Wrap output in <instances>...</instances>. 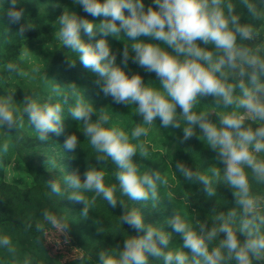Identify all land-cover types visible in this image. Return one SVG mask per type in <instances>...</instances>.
<instances>
[{"label": "clouds", "instance_id": "1", "mask_svg": "<svg viewBox=\"0 0 264 264\" xmlns=\"http://www.w3.org/2000/svg\"><path fill=\"white\" fill-rule=\"evenodd\" d=\"M7 2L8 23L19 24L24 9L17 10L18 0ZM72 2L88 16L103 19L94 24L65 9L57 19L59 44L75 53L82 66L97 76L96 84L104 97H110L115 104L134 106V114L142 118L129 135L119 127L108 126L111 118L106 108L97 111L74 83L67 86L76 98L68 112L95 152L97 165L109 160L115 165L119 189L129 200L158 201V190L168 180L159 171L141 172L133 158L138 154L147 159L149 152L142 138L148 135L147 126L153 127L159 119L162 128H182L180 144L192 138L202 140L215 153L217 163L223 165L222 169L213 165L205 174L177 161L176 171L184 180L201 185L210 198L216 197L217 187L223 184L232 190L235 204L227 212L213 209L211 227L199 220L189 224L181 215H173L167 223L183 241L182 248L174 249L168 248L169 234L146 224L137 208L127 209L119 217L120 223L143 234L128 236L116 253L100 252V264H150L149 257L162 258L163 264H264V195L253 191L254 184L264 186V56L249 43L256 38L253 25L240 22L231 0H153L155 7L146 9L143 0ZM240 2L253 20L261 18L256 3ZM81 31L95 43H86ZM20 32L23 34V27ZM121 33L130 41L122 50L121 64L126 68L131 59L146 73H154L158 88L145 84L139 74L129 76L117 65V56L106 37L120 39ZM97 34L101 38L96 39ZM141 37L159 43L144 42ZM70 66L74 62L70 61ZM6 68L19 77L29 75L13 63ZM52 91L61 95L62 90L56 86ZM208 97L221 111H194L200 100ZM61 98L64 104L69 103V95ZM21 103L39 141H48L49 133L64 134V109L60 103L50 99L39 102L30 95H25ZM16 113L13 95L0 96V129L10 132L22 126L23 120L18 122ZM213 114L218 124L211 121ZM78 143L76 135H67L63 148L75 152ZM7 150L5 143L3 151ZM64 181L70 189L68 199L83 205L80 214L85 219L97 197L113 209L118 203L123 205L116 197L117 186L105 185L102 169L88 168L83 181L78 171H73ZM48 187L51 193L61 195L58 181H49ZM86 193L94 195L89 198ZM43 217L65 235V242L70 240V228L63 218L47 209ZM0 245L10 246V238L0 236Z\"/></svg>", "mask_w": 264, "mask_h": 264}, {"label": "trees", "instance_id": "2", "mask_svg": "<svg viewBox=\"0 0 264 264\" xmlns=\"http://www.w3.org/2000/svg\"><path fill=\"white\" fill-rule=\"evenodd\" d=\"M235 5V14L240 17L241 23H250L254 27L255 40L249 42L251 46L258 47L262 36L260 26L264 14V0H252L261 9V18L253 20L247 9L240 0H231ZM145 9L153 6V0H143ZM8 8L7 0H0V96L13 95L17 108V117L22 118L23 125L8 132L0 129V236H7L11 240L10 246L0 245V264H100V252L116 253L123 246V241L128 236H139L126 224L120 223L119 217L130 208H137L146 224H151L169 234L168 248H182V239L179 234L173 232L168 219L179 214L189 224L196 220L207 222L211 227L212 210L227 212L235 207L232 190L223 184L217 187L216 197H207L202 186L192 184L176 171L177 161L184 163L189 168L205 172L215 165L223 168V165L215 160V153L207 145L197 138H192L184 144L179 143L182 137L181 129L162 128L159 119L154 121L153 127L142 139L149 155L147 159L138 154L133 158L141 172L159 171L168 180V184L159 188V200L147 202H134L123 196L118 181L116 180V167L109 160L105 165H97L95 152L87 139L80 131V126L68 112L76 98L68 92L67 86L74 83L84 99L91 103L97 111L106 108L110 115V124L121 128L130 135L131 129L136 123H141L142 118L134 114V106L115 104L110 97H104L100 87L96 84L97 76L84 68L75 53L67 47L59 44L54 45L49 54V63L41 75H28L19 77L14 72H9L6 66L9 63L18 65L27 72L25 61L22 57L24 49L46 35L56 34L58 30L57 19L67 9L75 12L78 16L88 19L94 24H99L101 18H92L82 11L81 6L73 4L72 0H18L17 10L24 9L23 19L19 24H9L5 10ZM128 14L127 12L125 13ZM24 32L21 34L20 28ZM81 38L89 41L81 31ZM101 38L97 34L96 39ZM109 47L116 54V63L131 76L139 74L145 84L159 87V80L154 73H146L142 68L132 63L124 68L121 64V53L125 45L130 43L127 37L121 33V38L106 37ZM144 42L159 43L141 37ZM171 52L166 45H161ZM203 47V45H201ZM129 55L133 53L129 50ZM70 61L74 66H70ZM264 81V77L261 78ZM61 88V95L52 91L54 87ZM25 95H30L39 102L48 101L60 103L64 109L62 113L64 134L56 136L49 133V140L39 141L35 129L28 123V117L23 113L21 101ZM62 95H69V103L64 104ZM199 112L221 111L215 109L213 98L208 97L200 100L194 109ZM180 109L177 108V114ZM93 116V120H95ZM213 123L218 124V117L210 116ZM199 134V129H197ZM76 135L78 147L75 152L65 151L63 142L67 135ZM8 144V150L3 151V145ZM12 160L18 162L29 177L28 182L7 178L5 170ZM95 167L104 173L106 186L116 185V197L123 201V205L113 209L102 198L97 197L96 203L89 209L87 219L81 216L83 205L71 202L68 199V189L64 178L73 171H78L81 180L84 172ZM58 181L61 185V195L51 193L48 182ZM253 191L264 195V186L253 185ZM91 198L93 193H86ZM47 209L54 215L63 218L69 225V236L74 245L66 251L63 249L48 247L44 241V232L50 229L51 224L43 217V211ZM220 238H223L222 236ZM243 241L244 237L238 234ZM219 239V238H218ZM218 243L214 241L215 245ZM74 249L78 250L76 256H69ZM188 252V249H182ZM150 264H163V260L149 257ZM225 264H235L234 261H225Z\"/></svg>", "mask_w": 264, "mask_h": 264}, {"label": "rangeland", "instance_id": "3", "mask_svg": "<svg viewBox=\"0 0 264 264\" xmlns=\"http://www.w3.org/2000/svg\"><path fill=\"white\" fill-rule=\"evenodd\" d=\"M259 30L262 36L260 49L262 54L264 55V14ZM56 44V34H50L46 35V37L44 36L40 40L34 42L33 44L29 45L26 49H24L22 57L25 61L27 73L29 75H41L44 72L45 68L49 63L50 51L53 50V47ZM5 174L7 178L19 181L21 183H26L29 180L25 169L15 160H12L10 162V164L5 170ZM44 241L48 247H55L63 249L65 251L70 246L74 245L71 238L68 242H65V235L62 234V232L55 228L53 225L50 226V229H47L44 232ZM68 254L71 257L76 256L78 254V250L74 249L71 254L69 252Z\"/></svg>", "mask_w": 264, "mask_h": 264}]
</instances>
